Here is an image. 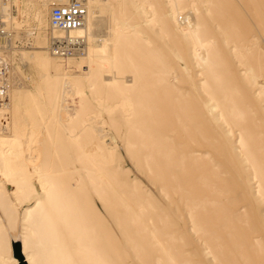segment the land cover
Segmentation results:
<instances>
[{
	"label": "rangeland",
	"instance_id": "obj_1",
	"mask_svg": "<svg viewBox=\"0 0 264 264\" xmlns=\"http://www.w3.org/2000/svg\"><path fill=\"white\" fill-rule=\"evenodd\" d=\"M52 2L66 3L60 0L5 2L11 5L12 43L8 56L1 57L8 64V98L0 103V108L10 103L21 112L17 131L7 126L11 109L10 113L0 110V165L5 157L3 153L15 147V153L23 152L26 158L30 154L34 159L39 157L38 163L68 169L67 178L71 177L78 189L77 204L67 205L66 199L60 198V206L68 208L51 214L54 223L47 224L46 233H51L57 243L52 244L69 249L81 239L82 244L94 245L99 253L102 251L99 242L90 240L91 234L88 238L85 214L83 219L80 215V201L87 196L93 208L102 211L113 226L103 207L105 204L112 202L117 211L135 218L144 215L145 220L141 217L138 222L143 223L146 231L138 238L145 243L147 253L136 258L126 249L131 258L129 264H167L166 249L179 262L187 259L191 264H212L208 259L197 263L198 257L206 259V254L186 211V202L199 200L197 194L188 187H178L177 182L172 183V188L167 187L156 171H150L145 150L137 140L138 133L145 129L156 138L174 130L190 150L196 144L205 146L201 152L204 157L201 170L222 191L224 207L241 208L238 213L243 212L244 222L240 226L244 230L249 263L264 264V0H99V6L105 10L92 27L94 34L110 38L114 19H127L138 32L121 38L117 63L112 68L88 59L89 51L86 56L66 62L54 59L48 49L55 35L49 22ZM174 11L179 14L177 20ZM190 16L193 24L186 28L179 21ZM196 25L200 29L193 33ZM193 42H208L204 59L200 55L201 47L195 48ZM43 55L51 65L50 72L41 66ZM109 72L118 77L119 88L102 87V76L108 81ZM64 74L74 90L85 93L80 104L69 100L68 115L57 95L58 90H63ZM165 79L180 88L179 101L171 88L161 85ZM130 81L135 84H129ZM100 103L112 108V112L102 109ZM210 108L220 117L219 122L210 124L206 118L205 112ZM158 118L163 121L155 123ZM142 120L151 128H143ZM223 130L231 131L232 138H222ZM202 132L207 140L200 136ZM12 139L15 142L11 144ZM106 152L113 155L110 163L100 157ZM26 162V159L22 162L25 170ZM89 171L105 182L97 188L99 194L90 184ZM3 190L6 199L0 196V201H7L10 206L5 205L6 210L0 208V264H9V259L15 264L14 257L10 258L11 235H26L33 230L25 214L45 196L38 183L26 189L19 203L12 184L4 185ZM153 224L162 245L155 244L147 229ZM223 237L222 241L228 245V239ZM252 238L257 240V248L251 246ZM46 241L38 236L30 238L24 251L32 258V264H44L43 252L52 245ZM230 249L234 247L226 248V253ZM84 254L73 251V264H84ZM118 254L123 256L121 251Z\"/></svg>",
	"mask_w": 264,
	"mask_h": 264
},
{
	"label": "bare ground",
	"instance_id": "obj_2",
	"mask_svg": "<svg viewBox=\"0 0 264 264\" xmlns=\"http://www.w3.org/2000/svg\"><path fill=\"white\" fill-rule=\"evenodd\" d=\"M9 1L10 0L0 2V12L4 18V25L6 29H8V32L10 33V40L7 41L5 39H0V45L6 46L8 44V47H9L8 50H10L11 43H12V34H11L10 26H9L10 21L12 19V18L10 19L11 5H9V3L6 4ZM60 1H63L66 3H57V2H52V3L68 4L72 0L70 1L60 0ZM78 1L83 2L85 4L88 13L86 16L84 26L77 30L71 31L70 33L63 32V31L57 30L52 27L51 20H50L51 11H52V5H51L52 3L50 4L51 11L49 15V22H50V26L52 30H55L54 31L55 35L54 37L51 38L52 40L48 48L50 54L54 57V59L57 58L59 61L66 62L69 60H74L76 58L86 56V54L89 51L88 59L96 61L101 66L109 65V67L111 66L112 68L113 67L112 65L117 63V48H118V45H120L121 38L122 37L125 38L128 35L138 33L137 30L135 29L134 26L130 25L127 22V19L123 21H120L119 19H114L115 25H114V28H112V34L110 35V38H105V36L98 37L96 34L92 32V27L95 21L97 20V18H99L100 14L103 13L105 8L102 6H99V3H98L99 0H78ZM108 8L111 9V7H108ZM177 13L178 12L176 11H174L173 13L176 20H177V17L179 16V14ZM107 15H108V12H107ZM190 18L191 16L188 18V20L187 19L185 20V18L183 17L182 21H179V22H182L183 25H186V28L187 27L191 28V25L193 23H191ZM195 24H196V21H195ZM199 29L200 28L198 25L194 26L193 33H197ZM70 39L74 41L76 40L80 44L78 47H76L77 49L76 54H74L73 56H69V57H59L51 53L50 47H51L52 42L61 41V40H70ZM207 44L208 42H203V43L193 42V46L195 48L199 46L201 47L200 55L203 59L206 56V51L204 50V47H206ZM46 57L45 56L41 57V60H40L41 66H43L47 71L50 72L51 65L47 63ZM54 59L52 58V60ZM2 60L4 61V63H6L5 59H2ZM83 68H88V67L85 66ZM109 73L110 75L108 76L109 77L108 81H105V79H103V76H102V81L105 85V86L102 85V87L119 88L118 77L114 73L112 74L111 72ZM176 77L177 76H175L174 79L178 81V78ZM6 80H7V77H5V80H4V83L7 85ZM128 83L134 85L135 81H130ZM161 85L171 88L172 93L177 95L175 99L179 101V99L181 98V95L179 93L180 88L177 87V84L172 83V81L165 79L161 82ZM62 86H63V90L62 89L58 90L57 95L59 96V101L65 104V107H63V110L68 115L67 104L69 103V100H72L74 103H77L78 101V103L80 104L82 103L81 101L83 100L85 93L78 89L74 90V88L71 86L70 81H67V74H64L62 78ZM70 88H72L71 92H70ZM91 88L95 90V87L93 85L91 86ZM7 98L5 100L0 99V103L6 102ZM100 107L102 109L103 108L106 109L107 111H109V113H111L113 110L112 108L107 107L104 103H100ZM10 109L12 111L11 120L10 122L8 121L9 123L7 126L10 127L12 130L16 129L18 131L20 130L19 128V119H20V114H21L20 110L17 108H14L12 104L10 103L3 104V107L0 108L1 111H9V113H10ZM209 111L205 112V114L207 115L205 116L210 122V124L219 122L220 117L214 114V108H210ZM161 120H162L161 118H158L156 119L155 123ZM141 124L143 128H147V127L151 128L149 125L146 124L145 120H142ZM184 131L186 132L187 136L190 137L188 131L186 129H184ZM223 131L224 133L221 135L222 138L224 137L232 138L231 136L233 135V133L231 131H227V130H223ZM151 135L152 134L148 130L145 129L144 132L138 133V139H137L141 147H143V149L145 150L144 157H145L146 164L148 165L150 171L151 172L153 170L156 171L158 176L161 177L162 181L166 183L167 187L172 188L173 186L172 183L177 182L178 187L179 186L180 188H182L183 186L188 187V189L189 190L191 189L192 191H194L199 198L198 201H195L196 204L194 203V201L192 204H190L189 202L191 201L188 198H186L187 200H189V202H186L187 203L186 211L188 214L189 221L193 225V230L197 235V241L201 243L203 247V251L206 254V259L200 256L198 257L200 261L197 263H201L208 259L212 264L214 263H217V264H250L247 248L245 247V244L243 241L244 230L242 226H240L244 222L243 212L238 213V211L241 208L235 209V207H224L222 205V201H224L225 198H222V191L220 190V188L216 187L215 185H212L208 181L207 173L204 170H201L202 168L201 162L204 158L201 152L205 151V146H203L202 144H196V147L190 150L191 149L190 147L184 146L183 142H181V140L178 137H176L174 130L166 134L164 137H160V138H156ZM200 136H202L205 140L208 139V137L204 135L203 132L200 134ZM9 139L10 138H8V140ZM10 141H11V144L12 142H15V140L13 139ZM202 141L204 140L202 139ZM15 150H16L15 147H10L8 151L3 153L5 157H2V165H0V196L1 197L3 196V198L5 197L4 196L5 192L3 190L4 185L12 184L14 186V192H13L14 196L17 198V201L19 203L20 198H23V196L26 194V189H29V186L31 184H36V183L40 184L42 191L44 192L45 198L44 200H39L34 208L29 209L28 211L26 210L27 212L25 214V220L31 224L29 225L32 226L33 230L29 232L28 237L25 238L24 241L26 245H28L30 238H37V234H38L41 237L40 239L43 242H47L46 240H48L50 242L49 244L50 246L52 243H56L54 242L51 236V233H46L47 224L52 225L54 223V219L51 217V214L53 211L55 212L58 209L68 208L67 206L66 207L60 206V204H62L59 202L60 198L64 197L66 199L65 202L67 203V205H70V204L73 205L74 203H76L75 201L78 202L79 201L78 199L79 196H78V191H77L78 189L76 185L72 182V178L71 177L70 179L67 178L68 169L62 168V167L57 169V168H54L52 164L47 163V162L38 163L36 159H39V157L34 159V157L32 158L33 154H30V155L28 154L29 157L26 158L24 157L25 154L23 152L15 153ZM196 151H199L200 154L196 153ZM100 157L104 159L107 163H110L113 155L111 152H106L105 154L100 155ZM24 158L27 160L26 162L27 170L23 169L22 167V162H24L25 160ZM244 162L247 163L248 159H245ZM84 169L87 170L88 167L84 166ZM88 178H89L90 184L93 185L95 191L98 193L97 188L102 187V185L105 183L103 178L100 176H97L95 173H93V171H89ZM196 187L198 189H196ZM122 192L124 191L122 190ZM68 198H70V200H67ZM121 198H125V197L122 196ZM113 199H116V204H117V197L115 195ZM228 201H230L229 198H228ZM6 202L0 201V208L2 210H6L5 205L7 207L10 206V205L8 206V202L7 204ZM80 203H81V211H80L81 218L83 219V216L85 214V218L88 223L87 236L89 238L91 234L93 237L92 239L90 238L89 239L92 240L93 243L95 241H97V243L99 242L102 246V251L99 253V251H97L99 249L98 248L96 249L94 245L82 244L81 239L79 241H76L74 246L69 249L62 248L61 246L57 247L54 244H52L51 247H49L48 249H46V251L43 252L42 258H43L44 264H73L72 262V252L73 251L85 253L84 259H83L84 264H129V260L131 258H130V255L127 253V250L132 252L136 258H138L141 255H143V257L146 256L147 247H145L146 246L145 243L143 245V243H141L138 238L140 234H144V231H146V228H144V226L142 225L143 223L140 224L138 222V219L144 216L143 214L142 216L139 215V216H136L135 218L134 216H130V214L128 213L117 211L115 207L111 205L112 202L110 203V205L105 204L103 207L105 209V212L112 218L114 222V226H113L112 223H110L109 220L104 216L102 211H100L99 209L96 210L93 208L87 196L82 198ZM43 206H45V208L40 212L39 209H41ZM119 213H121V215ZM105 220H107L109 227L106 225ZM235 222H238V223H235ZM48 228H50V226ZM147 229L151 231L153 238H154L152 239L155 242V244L159 243L160 245H162L163 241L160 240V238L158 237V232L156 230L157 228L155 227V225L153 224V226ZM56 234L57 233L53 235H56ZM223 235H225V237L228 239V245L226 241H222L224 240ZM169 237L171 238V240L174 239V236L172 234H170ZM235 238L239 239V241L235 242L234 241ZM252 240L254 242L251 246L254 248L255 247L257 248L258 247V242H256L257 240L255 238H252ZM16 241L17 240L14 239V242L12 243V251L14 253L13 255L14 259L17 260L19 264H29L27 261V259H29L30 264H32L33 262L32 258H30L29 256L25 257L24 255L23 245L20 242H16ZM173 241L175 242V240ZM165 243H166V240H165ZM15 247L21 248V255L23 256V261H20V259L16 257ZM229 247L230 248L234 247V249H230L226 253L225 250L226 248H229ZM177 250L175 252H177ZM120 251L123 252V256L118 254V252ZM166 251L168 252V263L167 264H191V261L187 259L182 262H179L175 258L174 254L170 251V249L168 250L166 249ZM181 252H183V250ZM119 255L122 257H120ZM139 260L143 262L141 257L139 258ZM158 260H161V259L158 258ZM143 264L145 263L143 262Z\"/></svg>",
	"mask_w": 264,
	"mask_h": 264
},
{
	"label": "built area",
	"instance_id": "obj_3",
	"mask_svg": "<svg viewBox=\"0 0 264 264\" xmlns=\"http://www.w3.org/2000/svg\"><path fill=\"white\" fill-rule=\"evenodd\" d=\"M7 0H0L4 2ZM51 11V24L52 27L70 33L84 26L87 8L83 2L78 0H72L68 4H56L52 3ZM0 39L10 40V33L4 25V18L0 12ZM80 44L75 40H61L51 43L50 51L53 55L59 57H69L77 53L76 47ZM13 47V46H12ZM18 47V45H15ZM14 48V47H13ZM8 44L6 46L0 45V99L5 100L8 96V87L4 83L5 77H7V64L1 59V57L8 56L9 52Z\"/></svg>",
	"mask_w": 264,
	"mask_h": 264
},
{
	"label": "crops",
	"instance_id": "obj_4",
	"mask_svg": "<svg viewBox=\"0 0 264 264\" xmlns=\"http://www.w3.org/2000/svg\"><path fill=\"white\" fill-rule=\"evenodd\" d=\"M28 235H29V233L28 234H26V235H23L22 233L21 234H17V235H11V247H12V243L14 242V239H16L17 241L16 242H20L22 245H23V252H24V255H25V257L26 256H29V255H27L26 253H25V251H24V249H25V247H26V243H25V238H27L28 237ZM37 236H38V238H41L38 234H37ZM41 240V239H40ZM42 241V240H41ZM10 251H11V249H10ZM14 255V253L12 254V251H11V257L10 258H12V256ZM30 257V256H29ZM27 259V258H26ZM7 261H9V264H11V259H9V260H7ZM27 261H28V263L30 264V260L29 259H27ZM3 263L5 262V261H2ZM15 262V264H19L18 263V261L17 260H15L14 261ZM8 263V262H7Z\"/></svg>",
	"mask_w": 264,
	"mask_h": 264
},
{
	"label": "water",
	"instance_id": "obj_5",
	"mask_svg": "<svg viewBox=\"0 0 264 264\" xmlns=\"http://www.w3.org/2000/svg\"><path fill=\"white\" fill-rule=\"evenodd\" d=\"M15 254L16 257L20 259V261H23V256L21 255V248L15 247Z\"/></svg>",
	"mask_w": 264,
	"mask_h": 264
}]
</instances>
